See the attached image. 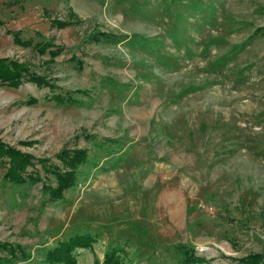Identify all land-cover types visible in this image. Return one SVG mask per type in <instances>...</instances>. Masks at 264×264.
I'll list each match as a JSON object with an SVG mask.
<instances>
[{"label":"rangeland","instance_id":"rangeland-1","mask_svg":"<svg viewBox=\"0 0 264 264\" xmlns=\"http://www.w3.org/2000/svg\"><path fill=\"white\" fill-rule=\"evenodd\" d=\"M259 27L264 0H0V59L52 86L0 83V143L32 156L26 173L51 186L37 159L61 169L63 150L87 157L83 182L57 203L40 182H4L1 159L0 248L28 254L13 264H37L39 248L83 232L97 242L76 264L110 245L125 247L126 264H174L181 243L202 264L264 256ZM97 32L150 47L95 41ZM45 42L60 53L37 52Z\"/></svg>","mask_w":264,"mask_h":264},{"label":"trees","instance_id":"trees-1","mask_svg":"<svg viewBox=\"0 0 264 264\" xmlns=\"http://www.w3.org/2000/svg\"><path fill=\"white\" fill-rule=\"evenodd\" d=\"M261 33L264 35V27L257 28L253 34ZM95 41L103 40L111 44L124 43L127 47L143 46L150 47V43L144 37L137 34H132L130 37L116 36L113 34L97 32L91 37ZM15 39V38H14ZM16 40V39H15ZM22 44H25L23 42ZM53 47L51 42H45L36 46L37 52L48 51L50 57H54L60 53V48L48 50ZM148 47V48H149ZM79 67V64L77 65ZM26 79L29 82L35 83L38 87L49 88L52 91V86L44 78L31 74L25 67L0 59V83L5 84L7 87H17L21 80ZM85 92L82 91V94ZM86 94V93H85ZM48 99L55 100L58 104L73 103L67 96L61 98L57 95H52ZM61 169L56 166L49 168L46 165L45 159H37V164H40L41 169L45 173L53 176L54 186L46 184L45 181L41 182L37 176L32 173H26V168L33 167L34 158L30 155H23L22 153L13 149L5 148L0 143V161L3 158L7 159V167L2 175V180L11 186L32 185L40 182V191L47 202H59L64 191L73 188L77 183L83 182L84 177L79 173L78 168L85 164L87 157L86 151L75 149L72 151L63 150L58 154ZM1 165V164H0ZM51 167V168H50ZM112 167V166H111ZM97 242L95 233L83 232L73 234L65 240L55 243L53 246L47 248H39L36 253L40 256V262L37 264H76L77 263V250L90 249L93 244ZM171 251L177 255V260L174 264H202L203 258L196 255L194 247L181 243L171 246ZM1 252H5V257L0 259V264H13L16 259L25 260L28 254L18 246L1 245ZM130 259L127 250L121 245H110L102 253L101 260L93 258L92 264H126L127 259ZM235 264H264V256L262 254H249L244 257L232 259Z\"/></svg>","mask_w":264,"mask_h":264}]
</instances>
